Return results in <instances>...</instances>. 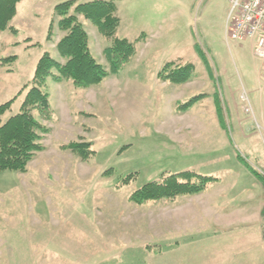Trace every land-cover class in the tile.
Listing matches in <instances>:
<instances>
[{
	"label": "rangeland",
	"instance_id": "rangeland-1",
	"mask_svg": "<svg viewBox=\"0 0 264 264\" xmlns=\"http://www.w3.org/2000/svg\"><path fill=\"white\" fill-rule=\"evenodd\" d=\"M64 1L22 0L17 32L0 33V104L16 97L1 123L19 112L40 56L62 62L54 8ZM233 1H113L117 37L135 54L97 85L47 81L49 112H31L41 150L25 171L0 172V264H264L262 63L248 40L226 39ZM75 18L108 68L109 40ZM167 62L191 64L189 79H158ZM185 171L214 180L131 199Z\"/></svg>",
	"mask_w": 264,
	"mask_h": 264
},
{
	"label": "trees",
	"instance_id": "trees-1",
	"mask_svg": "<svg viewBox=\"0 0 264 264\" xmlns=\"http://www.w3.org/2000/svg\"><path fill=\"white\" fill-rule=\"evenodd\" d=\"M20 1L22 0H0V33L3 31L17 32L12 21ZM113 1L94 0L77 3L76 0H66L55 6V13L60 18L59 29L67 31L56 45L62 62L55 60L48 53L40 56L29 83L30 88L21 102L19 112L2 123L3 114L10 109L16 97L0 104V172L25 171L35 152L41 150L39 142L45 128L33 118L31 112L33 109H40L43 114L49 112L47 92L49 79L57 83L71 81L82 87L97 85L109 74H116L134 56L136 42L117 37L119 18L116 15ZM71 7L73 8L72 13H70ZM75 14H82L103 37L109 40L108 46L103 50L109 64L108 68L100 64L92 55L86 31L76 21ZM9 58L13 60L14 56ZM192 68L191 64L175 66L172 62H167L159 71L158 79L181 84L189 79ZM27 85L22 88L25 89ZM184 107H188V103ZM71 146L74 151L83 147L78 144H71ZM84 146L87 148L88 144ZM86 154L81 153L83 158L87 156ZM192 179L198 180L199 183L191 184ZM179 180H187V182L183 183ZM213 180L212 177L200 176L191 171L169 174L160 182L145 184L132 194L131 199L136 203H141L147 199L172 198L195 193L204 190Z\"/></svg>",
	"mask_w": 264,
	"mask_h": 264
},
{
	"label": "built area",
	"instance_id": "built-area-1",
	"mask_svg": "<svg viewBox=\"0 0 264 264\" xmlns=\"http://www.w3.org/2000/svg\"><path fill=\"white\" fill-rule=\"evenodd\" d=\"M227 41L248 40L253 55L260 60L264 81V0H235L227 20Z\"/></svg>",
	"mask_w": 264,
	"mask_h": 264
},
{
	"label": "crops",
	"instance_id": "crops-1",
	"mask_svg": "<svg viewBox=\"0 0 264 264\" xmlns=\"http://www.w3.org/2000/svg\"><path fill=\"white\" fill-rule=\"evenodd\" d=\"M262 67V66H261ZM261 72H263V69L260 70ZM263 73L261 74V77H262Z\"/></svg>",
	"mask_w": 264,
	"mask_h": 264
}]
</instances>
